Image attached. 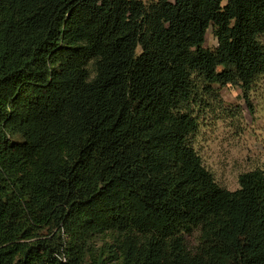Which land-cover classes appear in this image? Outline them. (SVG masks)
Masks as SVG:
<instances>
[{
    "label": "trees",
    "instance_id": "trees-1",
    "mask_svg": "<svg viewBox=\"0 0 264 264\" xmlns=\"http://www.w3.org/2000/svg\"><path fill=\"white\" fill-rule=\"evenodd\" d=\"M262 78L264 0H0V264H264L194 145Z\"/></svg>",
    "mask_w": 264,
    "mask_h": 264
},
{
    "label": "rangeland",
    "instance_id": "rangeland-1",
    "mask_svg": "<svg viewBox=\"0 0 264 264\" xmlns=\"http://www.w3.org/2000/svg\"><path fill=\"white\" fill-rule=\"evenodd\" d=\"M217 45L213 29H210L205 48L214 50ZM219 91L225 111L202 121L194 145L216 182L235 191L239 188L241 174L264 169V78L251 93V105L238 87L227 86Z\"/></svg>",
    "mask_w": 264,
    "mask_h": 264
}]
</instances>
